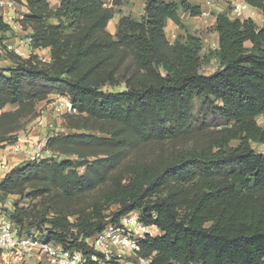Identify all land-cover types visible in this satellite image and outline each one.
<instances>
[{
	"label": "trees",
	"instance_id": "16d2710c",
	"mask_svg": "<svg viewBox=\"0 0 264 264\" xmlns=\"http://www.w3.org/2000/svg\"><path fill=\"white\" fill-rule=\"evenodd\" d=\"M10 1L26 7L17 21L49 59L2 47L11 66L0 67V142L13 143L50 94L72 105L70 131L47 137L50 155L0 180V202L28 199L7 212L20 232L35 227L85 264H119L87 239L135 211L159 232L140 244L146 264H264V154L252 147L264 145V28L217 13L218 45L203 53L200 36H166L167 19L185 28L179 12L201 15L189 0H145L143 16H121L114 33L122 0ZM245 1L264 14V0ZM205 58L218 64L209 74Z\"/></svg>",
	"mask_w": 264,
	"mask_h": 264
},
{
	"label": "rangeland",
	"instance_id": "374dc122",
	"mask_svg": "<svg viewBox=\"0 0 264 264\" xmlns=\"http://www.w3.org/2000/svg\"><path fill=\"white\" fill-rule=\"evenodd\" d=\"M56 0H51L50 5L52 7H55L57 4L55 2ZM104 3L107 6H111L112 0H103ZM191 2V0H189ZM213 3H218L220 6H218L219 9H223L227 11L229 9V1L228 0H213ZM16 7V8H15ZM144 8H145V0H122V3L118 6H114V17L109 21L108 23V30L112 33L116 30V24L118 22V19L123 15H130L131 17L135 19H140L144 14ZM218 8H211L210 15L215 13V11L218 10ZM13 16L11 18H7V22L12 27V31L8 32V37H5L4 40L12 39L15 37L16 39L13 42H2L0 43V52H2V47L5 46V44L10 43L14 44L15 46H22L24 51V56L22 57H28L31 52H33L32 48L30 47V42L28 41V32L24 33L20 32L22 31L17 27V19L20 18V16L23 15L21 12V5L13 3ZM202 14V13H201ZM209 15V17H210ZM231 16L232 10H231ZM236 17H238L236 15ZM256 25L258 27L264 28V14L261 13L256 8ZM182 22L185 25V28H181L177 26L175 23L173 24H167L165 27V32L168 36V39L172 40L174 35L175 37L177 34L181 33L182 35L189 31L190 33H193L197 36H200L203 40L204 49L203 51H207L208 48H210V45L214 41V32L211 30V22L209 21V18H203L202 15L192 16L190 14H184L182 16ZM15 27V28H14ZM178 30V31H177ZM247 45H250L247 43ZM206 53V52H205ZM38 55L42 59H46L45 53H41ZM11 66V62L6 59L4 56H0V67L2 68H8ZM217 62L210 58L208 60H204V64L201 67V72L204 73H211L217 69ZM124 88V85L121 84L118 87H108L105 89L108 90H121ZM66 97L65 95H62L58 92L52 93L48 96L46 100L40 101L35 106V116H26L24 118H21L22 127L18 131L19 136L22 138H28V143H34L38 147L44 148L47 137L54 134H65L68 133L70 130L65 126V121L63 118V113L69 111L66 109V106L64 104L63 98ZM59 100V103L61 102V107H55V101ZM63 104V105H62ZM13 106H7L4 108V110H11L13 109ZM3 110V109H2ZM199 110V102L196 99L195 100V106H194V113L197 114ZM38 119L42 121V124H38ZM257 123L264 127V115H259L257 117ZM236 141H233L231 144H236ZM12 144V143H11ZM2 143L0 142V146ZM10 146V144H7V146ZM36 146V147H37ZM2 147V146H1ZM252 147L254 150H256L259 153L264 154V145L262 144H252ZM20 154V159H22L19 162H22L25 160V157ZM50 155V153L45 152L42 149V156L46 157ZM83 168H80L79 170L82 172ZM5 171L6 170H2ZM28 202V199L26 197H21L19 195H8L4 202H0V210L5 212H11L15 205H26ZM113 210L116 209L115 206L112 207ZM23 229V228H22ZM153 231L158 234L159 232ZM25 234H28L30 236H33L39 240H43V235H45V232H42L41 230L26 226L24 231H22ZM0 264H48L43 257H40L36 254H26L22 257H8V256H0ZM140 264H142L140 262Z\"/></svg>",
	"mask_w": 264,
	"mask_h": 264
},
{
	"label": "built area",
	"instance_id": "2783aa9c",
	"mask_svg": "<svg viewBox=\"0 0 264 264\" xmlns=\"http://www.w3.org/2000/svg\"><path fill=\"white\" fill-rule=\"evenodd\" d=\"M0 4L10 6L13 2L0 0ZM246 6L247 4L234 5L232 15L238 16L239 10L246 8ZM17 27L22 29L19 23H17ZM28 41L30 42V38ZM6 48L17 55L24 56L22 46L7 43ZM63 100L66 109L71 111L72 105L69 99L64 97ZM60 105L59 100L55 101V107ZM38 124H42L39 119ZM27 139L17 135L16 140L10 144V149L15 153H21L28 161L42 158L43 148L34 143H28ZM0 167L6 171L10 169L5 162H0ZM153 229L158 232L154 225H145L140 220L139 213L133 211L122 215L118 222L107 223L102 231L89 237L87 241L95 251L101 254L104 260L113 259L119 264H135V261L138 264L140 262L146 264L147 260L139 257L138 251L146 235H156ZM26 254H36L43 257L48 264H85L87 261V256L80 251H70L59 244L39 240L20 232L19 227L9 217L8 213L0 210V256L22 257Z\"/></svg>",
	"mask_w": 264,
	"mask_h": 264
},
{
	"label": "crops",
	"instance_id": "0c3cea01",
	"mask_svg": "<svg viewBox=\"0 0 264 264\" xmlns=\"http://www.w3.org/2000/svg\"><path fill=\"white\" fill-rule=\"evenodd\" d=\"M229 1V9L227 11L223 10V9H219L218 6H220V4L218 3H213V0H191V2L195 3V4H198L201 6V9H202V16L203 18H209V21L211 22V25L214 24L215 22V16L217 13H225L227 14L229 17L231 18H234L231 16V10L233 8L234 5H238V6H242L243 4H247V2L245 0H228ZM56 4L58 3V1L56 0L55 1ZM16 8V7H15ZM211 8H218L217 11H215V13H213L212 15H210V11H211ZM13 12H14V9H13V4H11L10 6L8 4H0V16H2L3 18V21L7 22V18H10L13 16ZM21 12L24 14L27 12V9L24 5H21ZM181 18L184 14H187V13H184V12H179ZM210 15V17H209ZM22 17V16H20ZM256 8L250 6L249 4H247L246 8L244 9H240L239 10V14H238V18L239 19H246V18H251L254 22H257L256 21ZM19 19V18H18ZM182 20V19H181ZM8 23V22H7ZM174 24V22L170 19H167L166 21V26L167 24ZM178 31V30H177ZM20 32H23L24 31H20ZM25 33H27V31H25ZM214 35V41L213 43L210 45V48H216L217 45H218V35L216 32L213 33ZM179 35H181V33L177 34V36L173 37L172 40L168 39L170 42H173ZM8 32H0V37H8ZM167 36V34H166ZM30 38L29 35L27 37V39ZM168 38V36H167ZM16 38L13 37L12 39H8V40H4L2 42H13ZM203 49H204V45H203ZM209 49V48H208ZM203 51V50H202ZM34 53H39L41 54L42 52L45 53L47 57H45L47 60L49 59V50L48 49H36V50H33ZM206 52V51H203V53ZM218 66V64H217ZM206 74H209V73H206ZM2 146V147H1ZM0 146V162H5L8 164L9 168H12L14 165L18 164L19 161H21L22 159H20V154H16L15 152H13L11 149H10V146L8 145H1ZM3 169H1L0 167V180L3 178V176L6 174L5 171H2Z\"/></svg>",
	"mask_w": 264,
	"mask_h": 264
}]
</instances>
